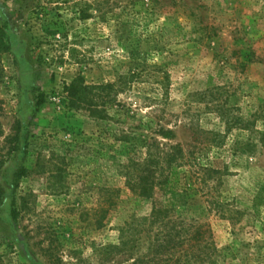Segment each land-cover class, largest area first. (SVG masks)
Listing matches in <instances>:
<instances>
[{
    "label": "rangeland",
    "instance_id": "374dc122",
    "mask_svg": "<svg viewBox=\"0 0 264 264\" xmlns=\"http://www.w3.org/2000/svg\"><path fill=\"white\" fill-rule=\"evenodd\" d=\"M5 22L0 264H136L148 254L144 240L122 247L119 231L146 220L154 203L138 198L117 167L120 135L133 143L147 123L172 130L160 142L196 158L181 167L182 185L167 189L166 205L178 210L157 264H175L176 234L198 225L213 253L202 264H264L261 118L254 124L264 112V0H0ZM78 78L114 85L86 93L102 113L71 108L66 89ZM197 139L212 144L201 162L213 170L209 181L197 171ZM21 168L27 174L17 179ZM106 189L120 192L99 228Z\"/></svg>",
    "mask_w": 264,
    "mask_h": 264
},
{
    "label": "trees",
    "instance_id": "16d2710c",
    "mask_svg": "<svg viewBox=\"0 0 264 264\" xmlns=\"http://www.w3.org/2000/svg\"><path fill=\"white\" fill-rule=\"evenodd\" d=\"M89 17L90 15L87 13L85 18ZM7 29L8 23L5 22L3 25L0 24V51L5 53L11 51V46L7 40ZM55 34L56 32L52 33V35ZM166 80L168 81L167 77H165L164 81ZM113 88L114 85L112 84L88 87L84 84L82 79L78 78L74 80L66 90L69 96L71 108L89 111L92 114L96 112L102 113L104 108H100L97 104H93L92 101H88L86 99V93L95 95L93 92L94 90H97L99 93H109L113 90ZM36 100V108L38 110L45 104L44 94L38 95ZM260 118L262 129L257 131L256 140L262 146L264 145V112L263 117H255V125ZM248 124L249 125L244 128H248L249 130V126H251V124ZM150 125L151 123L143 125L144 129H141V134H136L137 136L134 137L133 143H131V138L126 133H122L119 137L120 147L118 149L119 154L117 158L119 164L117 167L125 179L126 185L138 198L152 201L154 203L146 220L143 221L139 218H135L131 224L125 222L124 226L119 231L121 234L120 238L122 247L126 248L131 244L139 247L143 242L142 240L148 244L149 253L136 259V264L146 258H150L148 261L157 264L159 260L157 255L162 254L163 250L166 249V247H164L165 243H169L170 241H167L168 237L164 234L165 232L167 233V229L171 223L174 212L178 210L176 206L169 207L166 205L165 197L167 195V189L170 190L172 187H176V185H182L179 183V181H182L179 178L181 167L190 166L193 168L192 166L196 160L194 154L186 153L181 145H169L162 144L160 142V139L165 141L172 140L174 138V132L172 130L166 129L162 126L153 129ZM225 125L227 126V130L225 131L227 134L230 131L231 124L230 122H227ZM18 139L19 136L14 138L13 141L18 142ZM215 139L218 138L214 137L212 140ZM211 147L212 144L207 145L204 140L198 141L197 139V171H201V169H203L202 176H209V178L207 176V181L210 180L213 170L209 167H203L201 162L203 159V152L206 151L208 153V151L212 149ZM244 150L245 152H249L246 151L247 149ZM26 174L27 170L25 168H21L16 177L17 179H21L25 177ZM105 192L106 197L103 206L100 207V217L99 221H97L99 228L106 225L105 223L108 220L111 211L116 209V199H118V193L120 191L106 189ZM111 194H116V196L113 197ZM4 197L3 189L0 188V207L4 204ZM14 206L15 201H12L11 218L15 221L18 217V210L15 209ZM183 207H185V205ZM126 228H129V231H126ZM199 228V225L196 228L193 227L191 231L187 232L183 239L179 233L176 234L177 236H175V238L178 237V244H173V247L177 248V246H181L182 250H180V252L182 253H180V257L177 259H173L175 264H198L199 262L202 264L205 261L207 262V260L213 256V253L209 252L211 249H206L207 243L206 241L204 242L205 239H203L202 232L200 233ZM130 231L134 236V240H131L130 237L126 236V234ZM141 234L142 237L140 238H143L144 234L146 239L139 238L136 240L137 235ZM171 242H175L172 235ZM202 255L204 256L202 257ZM161 261H163V259H161ZM161 261L159 260V263Z\"/></svg>",
    "mask_w": 264,
    "mask_h": 264
}]
</instances>
